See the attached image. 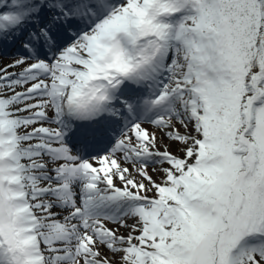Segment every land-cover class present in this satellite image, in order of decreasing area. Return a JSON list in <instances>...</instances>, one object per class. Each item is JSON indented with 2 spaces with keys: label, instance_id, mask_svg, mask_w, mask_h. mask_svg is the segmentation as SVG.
Wrapping results in <instances>:
<instances>
[{
  "label": "snow or ice",
  "instance_id": "snow-or-ice-1",
  "mask_svg": "<svg viewBox=\"0 0 264 264\" xmlns=\"http://www.w3.org/2000/svg\"><path fill=\"white\" fill-rule=\"evenodd\" d=\"M0 264H264V0H0Z\"/></svg>",
  "mask_w": 264,
  "mask_h": 264
}]
</instances>
